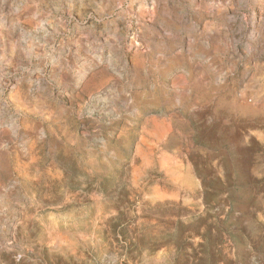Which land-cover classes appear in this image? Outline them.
Listing matches in <instances>:
<instances>
[{
  "label": "rangeland",
  "instance_id": "rangeland-1",
  "mask_svg": "<svg viewBox=\"0 0 264 264\" xmlns=\"http://www.w3.org/2000/svg\"><path fill=\"white\" fill-rule=\"evenodd\" d=\"M0 264H264V0H0Z\"/></svg>",
  "mask_w": 264,
  "mask_h": 264
},
{
  "label": "bare ground",
  "instance_id": "bare-ground-1",
  "mask_svg": "<svg viewBox=\"0 0 264 264\" xmlns=\"http://www.w3.org/2000/svg\"><path fill=\"white\" fill-rule=\"evenodd\" d=\"M13 188V187H12Z\"/></svg>",
  "mask_w": 264,
  "mask_h": 264
}]
</instances>
